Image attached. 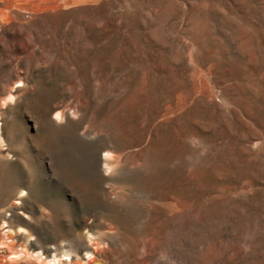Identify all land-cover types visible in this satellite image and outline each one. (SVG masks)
Here are the masks:
<instances>
[{
  "label": "rangeland",
  "instance_id": "obj_1",
  "mask_svg": "<svg viewBox=\"0 0 264 264\" xmlns=\"http://www.w3.org/2000/svg\"><path fill=\"white\" fill-rule=\"evenodd\" d=\"M55 260L264 264V0H0V264Z\"/></svg>",
  "mask_w": 264,
  "mask_h": 264
},
{
  "label": "bare ground",
  "instance_id": "obj_2",
  "mask_svg": "<svg viewBox=\"0 0 264 264\" xmlns=\"http://www.w3.org/2000/svg\"><path fill=\"white\" fill-rule=\"evenodd\" d=\"M68 260L70 261V259L68 258ZM53 264H57V260H55L54 262H53Z\"/></svg>",
  "mask_w": 264,
  "mask_h": 264
}]
</instances>
